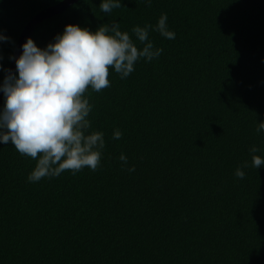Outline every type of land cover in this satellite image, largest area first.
<instances>
[{"label": "trees", "instance_id": "16d2710c", "mask_svg": "<svg viewBox=\"0 0 264 264\" xmlns=\"http://www.w3.org/2000/svg\"><path fill=\"white\" fill-rule=\"evenodd\" d=\"M62 1L0 0L3 68L28 22ZM100 2L77 0L30 38L43 49L65 25L116 21L140 48L132 28L165 13L175 39L150 29L158 59L125 79L110 68V87L84 93L89 132L105 140L95 171L32 183L37 161L0 144V264H264V166H252L264 158V0H121L110 14Z\"/></svg>", "mask_w": 264, "mask_h": 264}, {"label": "clouds", "instance_id": "9594fccd", "mask_svg": "<svg viewBox=\"0 0 264 264\" xmlns=\"http://www.w3.org/2000/svg\"><path fill=\"white\" fill-rule=\"evenodd\" d=\"M151 7L152 0H142ZM100 10L110 14L122 7L121 0H101ZM167 14L162 13L156 26H134L131 30L138 48L128 32H122L118 22L100 25L94 32L75 24L64 26L62 33L53 37L43 49L30 38L21 45L15 61V73L3 68L5 75L0 81V93L4 103L0 106V144H9L24 156L36 160L27 180L35 183L42 178L58 177L66 170L73 175L84 168L95 171L101 162L105 147L104 134L89 132L88 119L93 106L84 93L91 88L95 92L110 87L109 69L127 78L135 71L136 63L158 59L162 48L154 46L149 30L158 32L166 39H175L168 29ZM11 39L0 34V43ZM3 60V56H0ZM257 133H264V122L258 123ZM122 137L114 130L113 139ZM250 153L260 151L256 146ZM121 166L128 164L124 154L119 156ZM244 162L235 175L243 179ZM252 166H264V158L252 155ZM134 172L135 167L127 168Z\"/></svg>", "mask_w": 264, "mask_h": 264}, {"label": "water", "instance_id": "95a60500", "mask_svg": "<svg viewBox=\"0 0 264 264\" xmlns=\"http://www.w3.org/2000/svg\"><path fill=\"white\" fill-rule=\"evenodd\" d=\"M77 0H63L59 4L52 6L48 9L40 11L34 18H32L28 24L25 26L23 31L20 34V37L16 43L15 49L13 51L12 56L18 57L22 51L21 45L25 42L26 38L30 37L33 29L36 27V25L43 20L50 18L54 15H57L61 13L62 11L66 10L71 4L75 3ZM9 69L15 73V61L11 60V64L9 66ZM3 94L0 93V102L2 101Z\"/></svg>", "mask_w": 264, "mask_h": 264}]
</instances>
